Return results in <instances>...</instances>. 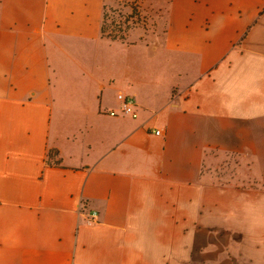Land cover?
<instances>
[{
    "label": "crops",
    "instance_id": "0c3cea01",
    "mask_svg": "<svg viewBox=\"0 0 264 264\" xmlns=\"http://www.w3.org/2000/svg\"><path fill=\"white\" fill-rule=\"evenodd\" d=\"M144 1L0 0V264H264V0Z\"/></svg>",
    "mask_w": 264,
    "mask_h": 264
},
{
    "label": "trees",
    "instance_id": "16d2710c",
    "mask_svg": "<svg viewBox=\"0 0 264 264\" xmlns=\"http://www.w3.org/2000/svg\"><path fill=\"white\" fill-rule=\"evenodd\" d=\"M115 0H104L103 17L101 22V33L107 37L118 39L127 43H135L138 40H143L151 32L152 36L158 38L162 33L166 32L168 23L167 14L162 8L159 9L162 15L156 18H150V10L144 7V0H126L122 2V8L115 7ZM129 1L131 4H127ZM119 3V2H118ZM136 6H133V5ZM156 11V10H155ZM145 13V14H144ZM148 17L152 23L148 22ZM162 19V20H161ZM150 27H149V26ZM161 32H159V28ZM115 32V33H113ZM143 35L140 36V33ZM54 152H50L53 155Z\"/></svg>",
    "mask_w": 264,
    "mask_h": 264
},
{
    "label": "built area",
    "instance_id": "2783aa9c",
    "mask_svg": "<svg viewBox=\"0 0 264 264\" xmlns=\"http://www.w3.org/2000/svg\"><path fill=\"white\" fill-rule=\"evenodd\" d=\"M117 99L119 101L120 104V112H117L116 110H111L110 114L113 116L116 115H131L133 117L137 116V112H136V102L134 100V98L130 97V96H126L122 93H119L117 95ZM156 133H160V130H157ZM96 214L94 213V216Z\"/></svg>",
    "mask_w": 264,
    "mask_h": 264
},
{
    "label": "rangeland",
    "instance_id": "374dc122",
    "mask_svg": "<svg viewBox=\"0 0 264 264\" xmlns=\"http://www.w3.org/2000/svg\"><path fill=\"white\" fill-rule=\"evenodd\" d=\"M125 1L126 0H115L114 2H115V7L118 9V8H122V2H124V4H125ZM119 2V3H118ZM127 4H131L129 1H127L126 2V5ZM133 6H136L135 4L133 5ZM147 6H149V8L147 7ZM144 7H146V8H148V9H155V10H150V12H148L149 14H150V18L152 17V18H156V17H159L160 18V16L162 15V13H161V11H159V9L161 8L160 6H156L155 4L153 5V3H144ZM145 14V13H144ZM162 20V19H161ZM152 21L154 22V20H151V19H149V17H148V22H150V23H152ZM149 26V25H148ZM151 26V25H150ZM149 26V27H150ZM159 29V32H161V29H160V27L158 28ZM113 33H115V32H113ZM141 35H143V32L141 33ZM144 36H146L147 38L149 37V38H151L152 37V34H151V32L147 35V33H146V35H144ZM154 40V39H153ZM233 167H234V165H233ZM225 169V168H224Z\"/></svg>",
    "mask_w": 264,
    "mask_h": 264
}]
</instances>
